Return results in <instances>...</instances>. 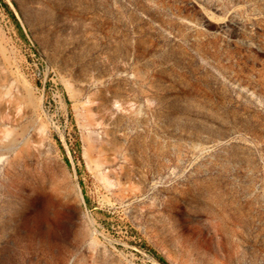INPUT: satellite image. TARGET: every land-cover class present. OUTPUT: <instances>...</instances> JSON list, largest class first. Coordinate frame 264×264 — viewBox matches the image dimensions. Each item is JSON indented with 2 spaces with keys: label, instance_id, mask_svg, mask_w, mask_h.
<instances>
[{
  "label": "rangeland",
  "instance_id": "obj_1",
  "mask_svg": "<svg viewBox=\"0 0 264 264\" xmlns=\"http://www.w3.org/2000/svg\"><path fill=\"white\" fill-rule=\"evenodd\" d=\"M264 264V0H0V264Z\"/></svg>",
  "mask_w": 264,
  "mask_h": 264
},
{
  "label": "trees",
  "instance_id": "obj_2",
  "mask_svg": "<svg viewBox=\"0 0 264 264\" xmlns=\"http://www.w3.org/2000/svg\"><path fill=\"white\" fill-rule=\"evenodd\" d=\"M158 257V259L163 263V264H168L167 261L163 258V257H160L158 255H156Z\"/></svg>",
  "mask_w": 264,
  "mask_h": 264
}]
</instances>
